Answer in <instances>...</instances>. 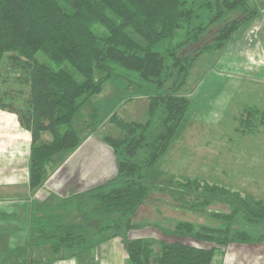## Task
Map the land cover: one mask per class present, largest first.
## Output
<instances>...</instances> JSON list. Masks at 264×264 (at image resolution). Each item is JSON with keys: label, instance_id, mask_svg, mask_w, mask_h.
<instances>
[{"label": "trees", "instance_id": "1", "mask_svg": "<svg viewBox=\"0 0 264 264\" xmlns=\"http://www.w3.org/2000/svg\"><path fill=\"white\" fill-rule=\"evenodd\" d=\"M262 13L264 6H251L248 0H0V61L10 53L12 67L22 70L30 86L27 108L5 104L0 96V109L17 114L31 133L32 190L45 183L60 153L81 144L74 119L107 80L123 79L149 99L144 122L127 121L115 113L110 118L122 132L103 137L116 157V175L57 205L38 206L33 211L37 231L25 244L77 255L105 239L107 232L128 234L149 226L182 240L126 235L134 264H214L224 246L263 242L264 199L194 178L178 183L180 190L212 198L191 203L148 178L193 104L179 91L197 58L205 51L226 48ZM181 29L184 37L174 42ZM159 44H164L162 50L155 49ZM95 71L102 75L95 78ZM244 111L250 117L239 118L240 128L248 134L264 132L260 129L264 111L249 105ZM44 134L50 138L44 139ZM161 196L171 197L173 210L187 218L164 213ZM220 203L223 209L212 207ZM148 204L154 211L141 215ZM74 205L81 210L82 221L66 222L57 215L58 209ZM191 214L194 219L188 218ZM13 217L0 210L1 222Z\"/></svg>", "mask_w": 264, "mask_h": 264}, {"label": "rangeland", "instance_id": "2", "mask_svg": "<svg viewBox=\"0 0 264 264\" xmlns=\"http://www.w3.org/2000/svg\"><path fill=\"white\" fill-rule=\"evenodd\" d=\"M248 1L251 6L257 8L264 6V0ZM262 15L261 18L256 20L257 22L251 23V26L254 25L252 28H249L247 31L245 30L250 35H244L241 44V47L245 48L251 59L250 65L247 66L248 71L250 70L249 73L244 71L245 73L237 75L238 73L234 72L233 69L234 73L229 74L227 62H219L217 65H214L215 69H210V63L206 59L211 60L216 54L205 52L195 61L187 83L179 91V95H184L192 101L194 100L192 108H195L187 113L169 151L163 156L159 164L154 167L152 171L155 172L152 173L151 171L152 175L150 174L152 179L164 184L163 187L170 188L169 191L175 197L191 203L203 201L204 198H212L210 195L206 196L204 192H196V190H193L191 193L187 190L181 191L177 184L172 185V178L181 180L198 178L200 180L219 182V184L231 188L237 186L235 184L240 182L244 183L241 186H246L248 185L247 181H253L252 178H255L256 182L260 184L264 180V135L247 134L239 126L240 117L243 120L250 117L244 111L245 106H258L264 111V51L261 50L264 49V13ZM207 18L208 15L203 13L202 20L206 21ZM245 27L235 37L238 38L239 35H242ZM247 28L248 26L245 29ZM184 34V30H178L173 41L176 42L182 39ZM163 47L164 44H159L155 49L162 50ZM8 54L10 53L5 54L0 61V96H3L5 104L25 109L28 107L27 97L30 92V86L25 81V75L22 70L12 67L11 62L8 60ZM235 56L232 58H238L240 61V57ZM38 57L41 60L44 59L42 54L38 55ZM255 61L260 68L253 66L252 63ZM232 64L236 65L234 62ZM70 69L78 80L82 79L79 73L71 67ZM101 75V72L95 71V78ZM227 79L229 80L225 81ZM231 80L235 82L231 84L233 82ZM111 84L115 85L113 89L110 87ZM170 84L171 81L165 85L163 92L168 91ZM142 92L144 91L129 86L123 79L109 80L105 84L102 93L92 96L83 104L80 114L74 119V128L79 132L81 137H85L93 128L96 130L95 138H102L105 135L120 136L122 134L121 130L110 122V118L115 113L117 117L127 121H145L147 118L148 99L147 97L140 98L139 100L136 99V95L141 96ZM209 113L213 114L215 118L213 119L212 117L208 123L194 120V115L197 116L195 118L200 119ZM260 129H264V115L260 120ZM49 138V134H44V139ZM218 152L221 154L220 159L217 158ZM66 155L67 152H62L58 155L57 160L50 166V174L54 172L57 165L64 160ZM201 155H206L207 157L198 158ZM203 159H206L205 162H202ZM207 161L216 163V167L208 169V166L204 164ZM217 162H223V164H218ZM245 162L259 163L255 165H261L262 167L260 169L256 167L252 169L247 167L239 168V171L251 170V176L247 174L240 175L238 169L231 168L236 163ZM203 164L204 166H202ZM152 179L151 177L149 178V180ZM261 186V196L264 198V184ZM160 198L164 200L161 204L163 205L161 207L164 213L182 219L187 218L182 212L173 210L171 197L161 196ZM212 207L223 209L224 205L220 203ZM29 209V204L25 201L0 202V210L14 215L8 222L0 221L1 264H28L26 262L27 258L34 256V253H36L37 248L24 246V240L33 234V231L29 229L30 226L25 221L27 217L26 211ZM153 211L154 208L148 204L142 210L141 215L146 216ZM194 217L192 214L188 216L191 219H194ZM147 229H149V226L132 230L128 234L126 231L121 230L119 234L122 238H125L124 236L127 235V237H151L165 241L182 240L178 237L174 238L165 235L158 228L156 229L160 233L157 235ZM152 231L154 230L152 229ZM112 233H115V231H110L106 234L110 235ZM205 245L211 246L209 243H205ZM18 246H20V249H17ZM221 251L216 253V264H220ZM7 254H9L8 258L6 257ZM48 255L52 256L53 254L50 252Z\"/></svg>", "mask_w": 264, "mask_h": 264}, {"label": "crops", "instance_id": "3", "mask_svg": "<svg viewBox=\"0 0 264 264\" xmlns=\"http://www.w3.org/2000/svg\"><path fill=\"white\" fill-rule=\"evenodd\" d=\"M262 16H263L262 14L259 15L253 21L247 24L246 27L248 26V28L247 29H245L246 27L244 28L242 35H239L238 38L235 37V39L226 48L220 51H205L216 54L211 60H209L208 58L206 59V61L210 63L209 68L215 69L216 67L214 68V65H217V63L227 62V68L230 71L229 74L236 72L238 73L237 75H240L242 73H245L244 71L249 73L250 70L248 71L247 66L250 65L251 59L249 57V53L246 52L245 48L241 47V44L243 42L244 35L247 36L250 35V33H247L246 31L254 26V25L251 26L252 25L251 23L257 22L256 20H258ZM261 50L264 51V49ZM205 52H203L201 55H203ZM235 55L240 57V61L238 58L237 59L232 58ZM232 62H234L236 65L232 64ZM244 64L245 66H243ZM252 64L253 66L259 67L258 64H256V61L253 62ZM229 79L225 81H228ZM109 80H107L105 84ZM113 80H117V79H113ZM234 82L235 81L231 82V84H233ZM113 86L115 85L112 84L110 85L112 89L114 88ZM144 97H147L148 99V96L145 92H142L141 96L136 95L137 100H139L140 98L143 99ZM148 103H149V99H148ZM192 106L189 109V111L195 108V107L192 108ZM147 114H148V105H147ZM195 117L197 116L194 115L195 121H203L205 123H208L212 117L213 119L215 118L211 113L202 116V118L200 119ZM181 127L182 124L179 127L178 131L181 129ZM95 131L96 130H92L91 132H88L85 137H82V142L77 148L71 151H67V155L64 158V160H62V162L57 165L54 172L48 176L45 183L37 190H32L29 185V164H30V155H31V146H32L31 133L28 130H26L24 127H22V125L19 122L17 114L0 109V202L1 201L7 203L18 202V201L27 202L29 204L30 209L26 211L27 217L25 218V221L30 226L29 227L30 231L33 232L37 231L36 227L38 222L34 221L33 219L35 215L33 211H35V209L41 204L57 205L69 195L83 192L95 185H98L113 178L116 175L117 160L114 155V152L112 148L109 147L103 141V137L95 138ZM257 134L264 135V132L261 131L250 135H257ZM168 151L169 149L167 150V152ZM167 152L165 153V155L167 154ZM206 155L205 156L201 155L198 158L201 157L206 158L208 156ZM217 158L218 159L221 158L220 152H218ZM205 160L206 159H203L202 162H205ZM215 161H219V160H215ZM217 163L223 164V162H217ZM204 164L205 166H208V169L211 168L214 169L216 167L215 165L216 163L207 161V163ZM204 164L202 166H204ZM255 164H259V163H252V162L236 163V165L232 166L231 168L238 169V173L240 175L247 174L248 176H251L252 175L251 170L239 171V168L247 167L249 169H252L253 167H256L260 169L262 167L261 165L256 166ZM152 170H154V168H152L148 172V178L151 177V179H152L151 176L152 173L155 172ZM188 180L172 178L171 183L172 185H174L181 182H186ZM252 180L253 181H247L248 185L246 186H241V184L244 183L240 182L235 184L237 186H234L232 188L223 184H219V182H211L209 180H202V181H207L211 184H218L221 186H225L231 190L238 191L243 195H251L255 198L264 199L261 196V188H262L261 185L264 184V180L261 184L256 182L255 178H252ZM150 182L154 184L158 183L157 185H162V186L164 185L161 182H158L157 180L154 179L150 180ZM238 184L240 185L238 186ZM58 212L59 213H57V215L64 218L66 222L82 221V212L75 205L70 206L68 208H60L58 209ZM151 228L152 227H149V229L147 230H150L153 234L156 235L160 233L159 230H157L156 228H152L154 231H152ZM129 238H135V236ZM24 246L28 247L26 244H24ZM35 248H37V251L36 253H34V256H30L27 258L26 262L28 264H134L128 256L126 250V240L125 238H122L121 235L110 234L95 246L77 255H70L66 249H63L60 253H56L49 246L35 247ZM222 248L223 250L221 249L222 251L220 253L221 256L220 264H264V241L253 244L231 243ZM17 249H20V246H18ZM50 252L53 254L52 256L48 255ZM8 255L9 254H7L6 256L7 258ZM215 260H216V255L213 261L214 264H216Z\"/></svg>", "mask_w": 264, "mask_h": 264}, {"label": "built area", "instance_id": "4", "mask_svg": "<svg viewBox=\"0 0 264 264\" xmlns=\"http://www.w3.org/2000/svg\"><path fill=\"white\" fill-rule=\"evenodd\" d=\"M0 264H1V262H0Z\"/></svg>", "mask_w": 264, "mask_h": 264}]
</instances>
